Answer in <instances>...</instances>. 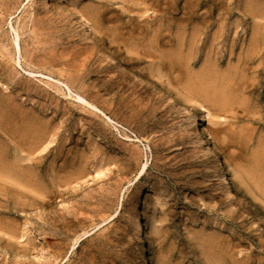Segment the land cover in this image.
<instances>
[{
  "label": "rangeland",
  "instance_id": "1",
  "mask_svg": "<svg viewBox=\"0 0 264 264\" xmlns=\"http://www.w3.org/2000/svg\"><path fill=\"white\" fill-rule=\"evenodd\" d=\"M79 15L184 95L232 195L192 119L178 123L171 101L110 66ZM0 18V152L28 177L0 178V264H264V0H0ZM228 78L224 103L201 91Z\"/></svg>",
  "mask_w": 264,
  "mask_h": 264
},
{
  "label": "bare ground",
  "instance_id": "2",
  "mask_svg": "<svg viewBox=\"0 0 264 264\" xmlns=\"http://www.w3.org/2000/svg\"><path fill=\"white\" fill-rule=\"evenodd\" d=\"M40 5L42 7H44V8H46V9H49V0H40ZM4 17H6V16H4ZM2 21H3L2 18H0V24H1ZM76 23H78V26L80 27V29H82L84 32H86V33H88L90 35V39H91V42L90 43H91V45H93V46H95V45L96 46H99L102 50L104 49L103 50V54H104L103 57H104V59L106 60V62L110 66H112L114 68L115 67H118L120 69V71H124V72H127V73H131L134 77H137L138 78L137 81L141 79L144 82V85L147 86L154 93H156V94H158V95H160V96L168 99L169 101H171L172 102V105L170 106V113H171L172 117H174L176 119V121L178 123L182 124L183 122H185L189 118L192 119L194 125L198 128V133L202 134V136H203L204 143L206 145V147H205V155H206V157H208V159H210L212 161V165L215 166V169L216 170L213 173V179L215 181V185L220 190H222L223 192H226L229 195H232L233 194V191L235 190V186L229 182V180L227 179V177L225 175V166L223 165V161H222L221 156L219 154L218 146L211 139V135L209 134V132H208V130L206 128H203L202 126H197L198 116L196 114H194L192 112H189L187 110V100L184 97V95L182 93H180L179 91L173 90L172 88L168 87L162 81L158 80V78L155 77L151 72H148L146 70H143L142 68H139V67L135 66L134 64H135L136 60L139 59L140 57H139V55H136L134 57L131 56V54H130L131 52L128 50L129 48L127 50H125L126 53L127 52L129 53V56H127L128 55L127 54V55H125L124 57H121V58H119V54H121L120 51H119L120 53L119 52H115V51L110 52V50L108 49L110 47V43H114L115 40H109V41H107L106 38H104V37L103 38L102 37H98L97 38L94 29L92 28V26L88 23V21L82 15H79L78 16V20H76ZM10 29H11V31L14 34L13 40H14L15 52L17 53V57L16 58L15 57L12 58L13 59V62L15 63L13 65H16L15 68H18L20 70H24L23 69L24 67L22 66V64H24V63H22L21 62V59H20L21 47H20V35H19V32L12 25H10ZM2 35H4V34H2ZM148 51H143L141 54L144 55V54H146V52L149 53L150 51L149 52ZM146 56H147V54H146ZM30 58H31V56H30ZM5 70L6 69H3L1 67V64H0V71L2 72V74L4 73ZM24 72H27V76L28 75L29 76H34V77L35 76H40V77H43L45 79H49L51 81H54L55 83L61 85L66 90L68 96L70 98L72 97V100L74 102H76L78 105L82 106V108L83 107H86V109H88V110L90 109L92 111L98 112L107 121L113 123L115 126H119L117 123H115L114 121H112L97 106H95L94 104H92L91 102H89L87 99H85L84 97H82L77 92H74L72 90V88H71L72 85H69L67 82L61 81L59 79H52V78H50V77H48L46 75L39 74L38 72L36 74V72L34 73V71H30V70L24 71ZM14 74L15 73L9 72L8 73V76L9 77L7 76V78H10L11 79L14 76ZM4 75H5V73H4ZM209 79H211V78L209 77ZM202 81H201V83H202ZM230 81L231 80L228 78L227 81L225 80L224 81V84L221 85L220 83H216V82H213V81L210 80V83L211 84L209 83L210 85L208 84L209 86H207L206 85L207 84V81L205 80L206 84L203 83V87L204 86H206V87L203 88L201 91H203V93L205 92L207 94L215 95V97H214V98H216V100L214 99L215 101H217L218 103H224V102H226L227 99L229 100V98H227V94H228V86H229V82ZM200 86H202V85H200ZM4 89L7 90L8 87L7 86H4ZM200 93H202V92H200ZM4 110H6V109H4ZM11 111H12V109H11ZM13 111H12V113H13ZM15 113H14V115H15ZM8 114H9V112H8ZM35 131H37V130H35ZM35 131H34V133H37V135H38V132H35ZM42 157H44V155H40V156L36 157L35 159L40 160V159H42ZM8 164H7V162H6L5 158H4V155L0 152V178H2V180H3V178H8L10 180L11 179H16V177L17 178L19 177L20 180L21 179L23 180V178H28V177H25V175H21L16 169H15L16 172L15 171L12 172L10 170V167L12 165L9 167ZM145 167H146V164H143L142 167H141V169H140V172H139L140 175L145 170ZM244 196L251 203L252 207L254 209H256V211H257L256 201H255L254 197L252 195H250V194H244ZM146 198H147V196L145 197V199ZM258 213H259L258 214L259 221L262 222V223H264V213L261 212V211L260 212L258 211ZM2 222H3V220H2ZM137 227H138V232L142 235L143 238L147 239V241H148V232H149L148 223L144 219L139 218L138 223H137ZM1 245H2V247L4 249H10L9 246H8V244H6V243L4 244L2 242ZM148 250L149 251L151 250V247L149 245H148Z\"/></svg>",
  "mask_w": 264,
  "mask_h": 264
}]
</instances>
